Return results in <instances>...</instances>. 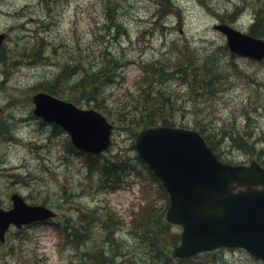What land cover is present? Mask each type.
Returning a JSON list of instances; mask_svg holds the SVG:
<instances>
[{"label": "rangeland", "instance_id": "rangeland-1", "mask_svg": "<svg viewBox=\"0 0 264 264\" xmlns=\"http://www.w3.org/2000/svg\"><path fill=\"white\" fill-rule=\"evenodd\" d=\"M35 1L0 0V32L6 35L0 49L24 47L25 43L30 44L40 38L43 42L50 41L49 45L43 46L49 54L48 61L16 68L7 62L11 65L9 71L0 65V117L9 113L5 110L7 106L17 114L19 120L31 118L35 121L34 126L25 124L20 127L17 132L20 138L16 141L8 142L5 131L0 132V206L8 208L11 205V192L17 191L31 203H45L54 208L57 216L49 223L10 229L6 240L0 242V264L73 263L77 248L63 240H60L62 245L58 243L54 223L70 217L71 224L78 226L86 217V209L90 208L107 210L119 221L120 229L111 226L104 233L116 230L118 244L112 241L105 243V249L111 253L109 256L120 246L124 251L122 255L114 257V264H182L175 258L167 260L160 242L151 244L152 240L142 238L151 234L134 236L128 231L132 218L140 211L144 195L150 192L145 177L139 176L138 171L131 167V174H121L114 188L103 187L98 173L87 169L83 155L68 147L67 133L41 122L33 115L30 97L36 90L27 95V86L51 77L61 63L72 58H81L84 64L96 68L105 59L119 56L124 63L119 67V75L113 83L102 88V97L112 112L105 114L114 124L112 145L103 152V159H113L123 154L121 160L135 166L139 163L133 148L134 137L120 125L116 111L127 103L126 89L134 86V80L140 74L137 62L157 57L161 50H171L172 43L179 46L185 44L187 52L197 55L196 67L213 66V60L218 58L220 75L216 81L223 82L224 87L214 93L213 99L209 97L203 101L200 91L190 88L188 91L187 87L180 86L182 79L160 80L158 87L174 95L171 100L182 97L177 103L179 107L174 109L169 119L178 126L203 127L201 130L205 133H210L218 141L222 140L217 143V148L224 161L248 163L252 158L264 160V61L254 62L231 54L224 35L213 27L214 23L227 22L246 32L255 16L254 11L262 9L264 13V0H175L182 8V18L168 19L166 27L153 23L149 26L147 23L154 17L159 0H121L119 4L123 12L115 13L121 16L127 33L122 34L123 29H114L116 37L106 27L110 19H107L102 7L104 0H44L52 10L62 13L49 28L38 27L36 21L43 18L44 12L40 9L43 4L39 1L33 4ZM28 4L32 5L27 7ZM22 11L26 19L9 16ZM239 12L240 15L236 16ZM29 19L33 21L27 22ZM260 22L264 27V19ZM224 67H228L230 75ZM189 92L193 94L192 97L198 98L191 99ZM250 94L256 95L254 103L249 102ZM82 104L90 105L85 101ZM193 105L200 108L197 116ZM164 108L171 110L173 106L167 103ZM231 129L239 130L246 140L250 138L255 143V150L246 153L223 139V135ZM10 173L19 174L20 177L11 178ZM67 193L71 200L65 201ZM95 214L90 215L92 221H95ZM170 230L176 233L181 227L172 224ZM88 235L90 237L82 238L84 242L96 241L93 232ZM86 246L82 243L78 247L82 249ZM192 263L262 264L240 248H220L200 253L193 257Z\"/></svg>", "mask_w": 264, "mask_h": 264}, {"label": "water", "instance_id": "water-1", "mask_svg": "<svg viewBox=\"0 0 264 264\" xmlns=\"http://www.w3.org/2000/svg\"><path fill=\"white\" fill-rule=\"evenodd\" d=\"M226 34L231 51L264 57V39L228 24H216ZM4 33L0 34V39ZM33 112L47 122L62 126L72 143L87 152L100 153L109 147L113 125L99 111L77 106L47 92L32 96ZM138 155L166 187L170 205L166 217L182 224L177 256H186L218 245L244 246L264 259V168L232 165L217 159L196 130L154 126L135 135ZM244 190L234 192L237 186ZM12 206L0 207V239L11 224L20 227L53 216L51 208L29 204L22 196H11Z\"/></svg>", "mask_w": 264, "mask_h": 264}, {"label": "trees", "instance_id": "trees-1", "mask_svg": "<svg viewBox=\"0 0 264 264\" xmlns=\"http://www.w3.org/2000/svg\"><path fill=\"white\" fill-rule=\"evenodd\" d=\"M159 5L161 6V3ZM169 11L179 15L181 13V7L174 1L173 5L169 8ZM259 17H264L262 9H257L255 18L249 26V33L257 36H264V27L261 26L262 22H260ZM25 47H30L32 52L27 51ZM175 48L176 51L173 52V55L171 54L166 57L162 56L149 61L137 62L140 74L135 78L134 86L130 89H126V95H128L127 103L122 106L121 109L116 111L118 114L116 116L117 120L123 128L131 132V136L140 128L156 125L159 122H161V124H169L172 122L171 120H168V116L172 114L176 108L173 107L171 110L164 108L165 104L171 100L172 96L161 89V87H158L160 80L176 78L188 81V84L196 89L195 91H200L199 94L204 99L209 97L213 99L214 93L221 90L223 82L216 81L220 75V62L218 58L213 60V66L201 67V65L200 67H195L197 70L200 69V75L196 74V76H194V67L188 64L194 59V54H192V52H187V47L185 45H176ZM33 49L35 50L33 51ZM43 52L44 47L42 41L37 42V44L35 43L28 46L24 45V47L21 46L14 49L2 48L0 49V65L4 67L5 71H9L11 65H8L7 62L13 64L12 66L23 63L42 62L47 60L46 57L43 56ZM34 55H39L40 59L34 60ZM104 57L106 58V56ZM113 59L114 58L105 59L104 62L109 63ZM77 61L78 62H76L73 58L72 61H65L64 63H61L60 67L51 75V77L40 80L36 84L28 87V95H31L33 90H44L61 98L71 100L76 104H81L85 101L99 110L102 109L106 114L112 113L110 108H107L105 104L106 99L102 97L103 86L107 85L106 83L111 82L107 81V79L103 77L100 72H98V68L101 65L94 68L92 65H83L84 62L81 59ZM123 65L124 63L121 61L119 63V67ZM179 72H181V74ZM72 75L77 76L74 78ZM202 84L205 85L201 87ZM99 99L104 102V104ZM201 129L204 128L201 127ZM205 135L213 147H217V143L222 141H218V139L212 137L210 133H206ZM224 135H226V139L231 143V145H234L237 148L244 149V151L248 153H252L255 150V143L250 141V138L248 137L247 140L244 139V134L237 129H231ZM66 143L68 147L72 146L69 138ZM75 151L78 154L83 155V159L85 160L86 167L89 171H91V166L97 164L95 161L104 160L100 156L101 154H88L79 149H75ZM262 151L263 150H259V152ZM123 156V154H120L116 155L113 159H107L108 169L111 168L114 169L113 171H116L119 163L122 162L121 158ZM143 174L153 183V189L157 190V192L163 196L165 201L157 202L154 197L148 195L141 206V219L137 220L133 224V232L136 233L137 236H148V234H151L147 238H142L149 241L152 240L151 244H159L160 242L165 249L166 259L170 260V250L168 247L170 243L174 244L178 240L179 236L178 234L170 232L168 224L163 220L164 210L167 204V196L161 184L152 176L150 172H148V175L145 173ZM101 176L102 175L100 174L101 184L102 186H106L105 183H103L106 182V179ZM98 218L103 220V218L98 217V214H95L94 220L96 221ZM114 220L116 221L117 219L114 218ZM103 221L107 224V230H109L110 225H113L111 224L110 219ZM86 223L87 219L84 218L81 220L80 226L85 225ZM112 223L114 222L112 221ZM65 225H60L59 223L55 224V228L59 232L58 243L62 245V241L60 240H63L66 244L76 246L77 249L74 250L76 252L74 264L108 263L107 258L112 256H109L111 253L105 249V243L107 241H112L114 244H118L115 237L116 230H110L109 234H104V231L100 236L101 238L96 239L95 242L87 243L84 242L82 238L89 236L87 234L88 228H84L87 235L82 236L81 233L76 235L75 231L72 234V229L75 225ZM153 235L154 238H152ZM82 243L87 246L79 249Z\"/></svg>", "mask_w": 264, "mask_h": 264}, {"label": "bare ground", "instance_id": "bare-ground-1", "mask_svg": "<svg viewBox=\"0 0 264 264\" xmlns=\"http://www.w3.org/2000/svg\"><path fill=\"white\" fill-rule=\"evenodd\" d=\"M40 2L41 4H43V6H41L40 7V9L44 12V16H43V18H40L39 20H37L36 22H37V24H38V27L39 28H49L51 25H54L56 22H57V19H58V17L62 14L61 12H55L54 10H52L51 8H50V6H48V4L44 1V0H36L35 2H33V4H37V2ZM174 1L175 0H159V3H158V6L156 7V9L154 10V12H155V15H154V17H151L150 18V20H147L148 22V24H149V26H150V24L151 23H153V24H156V25H158V26H161V27H166L167 25H168V19H177V20H181V13L178 15V14H176V13H174V12H170L169 11V8L173 5V3H174ZM121 2V0H104V3H103V9H104V13H105V15H106V17H107V19L109 18L110 19V21H108L107 22V26L106 27H109L108 28V31H112L111 33H113L114 34V32H113V30L114 29H123V33L122 34H126L127 32H126V28H125V24H124V22H122L121 21V16H117V14L115 13V12H117L118 14H121V12H123V10H121V7H120V3ZM161 3V6L159 5ZM30 5H32V4H28V6L27 7H29ZM160 6V7H159ZM241 8V7H240ZM157 12H158V14H157ZM257 12V9H256V11H254V13H256ZM10 17H26V15L24 14V12L22 11V12H14V13H12V14H10L9 15ZM30 17H32V15H30ZM173 17V18H172ZM254 18H255V16L253 15V18H252V20H254ZM260 19L259 20H263L264 19V17H259ZM26 19V18H25ZM28 19V18H27ZM30 21H33L32 19H29V20H27V22H30ZM24 23L22 22L21 23V25H23ZM155 30V29H154ZM157 31V30H156ZM1 33V32H0ZM6 36V35H5ZM5 36L2 38V39H0V45L3 43V41H4V39H5ZM114 36L116 37V35L114 34ZM41 39V40H40ZM39 39V41H42V38H40ZM38 40L37 41H34V42H32V43H25V45H31V44H34V43H37V42H39ZM43 42V41H42ZM50 44V41H49V43H47V42H43V46H47V45H49ZM185 45V44H184ZM172 49L170 50V49H167L166 51H164V50H161V54L159 55V56H157V57H154V58H151L150 60H152V59H157V58H159V57H162V56H164V57H166V56H170L171 54L173 55V52H175L176 51V48H175V46H176V43H172ZM186 46V45H185ZM27 51H30V52H32L30 49H27V48H25ZM34 51V50H33ZM230 52V51H229ZM34 53V52H33ZM43 56H45L46 57V59L47 60H45V61H48L49 60V58H48V55L49 54H47V51H44L43 53ZM34 60H38V59H40V57L38 56V55H34V58H33ZM79 59H81V58H79ZM78 58L76 59V58H74V60H76V62H78L77 60H79ZM73 60V58L71 59V60H69V61H72ZM196 60H197V55H196V53H195V55H194V59L191 61V62H189L188 64L189 65H191V66H193L194 68H193V72H194V76H196V74L198 75H200V69L199 70H197V69H195V62H196ZM45 61H42V62H38V63H43V62H45ZM142 61H146V60H142ZM142 61H139V62H142ZM147 61H149V60H147ZM121 62V59H120V57L119 56H115L114 55V59L113 60H111L109 63H106V62H102V64H101V66L98 68L99 69V71L98 72H100L102 75H103V77H105L106 79H107V81H109V82H114L115 81V79L117 78V76L119 75V72H118V70H119V63ZM36 62H32V63H23V64H20V65H14V68H16V67H18V66H22V65H28V64H35ZM56 64V63H55ZM193 64V65H192ZM61 65V64H60ZM83 65H86V64H84L83 63ZM60 66H58L57 67V69L59 68ZM199 71V72H198ZM73 72V71H72ZM13 76V75H12ZM74 78H75V76H77V75H72ZM10 80V79H9ZM9 80H7V82L9 81ZM106 84H109V83H106ZM30 86H32V85H29V86H27V95H28V90H29V88L28 87H30ZM180 86H184V87H187L188 88V91H189V88L190 89H192V90H196V89H194L193 88V86H190L189 84H188V81H183L182 83H181V85ZM224 87V84L222 85V87H221V90H223L222 88ZM161 89H163L164 91H166L164 88H161ZM220 90V91H221ZM167 92V91H166ZM168 94H170L172 97L174 96V95H172L170 92H167ZM190 93V92H189ZM33 94V93H32ZM32 96V95H31ZM193 96V94L192 93H190V97H191V99L192 98H198V96H194V97H192ZM182 98V97H181ZM181 98H177V99H173V100H170L168 103H171V105L174 107V108H178L179 107V105L177 104L178 103V101H180V99ZM203 98V97H202ZM100 100V99H99ZM196 100V99H195ZM101 101V100H100ZM203 101H205V99L203 98ZM102 102V101H101ZM103 104H104V102H102ZM106 104V103H105ZM7 105H9L8 103H7ZM198 105V104H197ZM90 106H92V105H90ZM107 106V105H106ZM194 106V105H193ZM199 106V105H198ZM198 106L196 107V106H194V112H195V115L197 116V114L199 113V111H200V108H198ZM93 107V106H92ZM95 108V107H94ZM108 108V107H107ZM97 109V108H96ZM5 110L6 111H9V113L7 114V116H1L0 117V132H3V131H5V135L6 136H8L9 137V141L8 142H11L12 140L13 141H16L17 139H19L20 138V136L17 134V132L20 130V127H22V126H25V124H26V126H28V125H30L31 124V126H34L33 125V123L35 122V121H33V120H31V118H25V119H23V120H19L18 118H17V114H15V113H13L12 111H10L9 110V107H5ZM98 111H100L101 113H103V114H105V112L102 110V109H97ZM170 115H172V114H170ZM169 115V116H170ZM169 116H168V118H169ZM8 119H11L9 122H6V120H8ZM168 120H170V119H168ZM23 121H26L25 123H23ZM159 123H161V122H159ZM145 128V127H144ZM141 129H143V128H140V129H138L137 131H139V130H141ZM126 131H128L127 129H125ZM102 158L103 157H105V155L103 154V152L101 153V155H100ZM1 160V159H0ZM110 161V160H109ZM122 161V160H121ZM97 164L96 165H93V166H91V171H93V172H97L98 173V175H99V177H100V174L106 179V182H103V183H105V185L106 186H103V187H106V188H110V189H112V188H114L115 187V185H118V180H120V178H121V174H124V175H127V174H131V171H132V168L134 169V171H136V169H135V166L134 165H132V164H128V163H126V162H124V161H122V162H120L119 163V165H118V167H117V169H116V171H113L114 169H108V167H107V160H101V161H95ZM0 163H1V161H0ZM125 163V164H124ZM132 167V168H131ZM16 173H18V172H16ZM9 176L11 177V178H13V177H15V179H18L19 177H20V175L19 174H14V173H10L9 174ZM101 176V177H102ZM18 177V178H17ZM14 181V180H13ZM100 183H101V178H100ZM14 193H16V194H18V195H20V196H22V197H24V198H26L25 196H23L21 193H19V192H17V191H13V192H11V194H10V200H11V196H12V194H14ZM67 195H69V198L67 197ZM67 195L66 196H64V199H65V201H67V200H71V196H70V194H68L67 193ZM63 198V197H62ZM1 207V206H0ZM85 207V206H84ZM2 208H4V207H2ZM88 210V211H87ZM92 213H96V214H98V217H100V218H103V220H109L110 219V222H111V224H113V225H110V227L112 226V227H116L117 229H120V226H119V221L118 220H114V218L112 217V215L110 214V212H109V214L107 213V210H104V209H98V208H90V209H86V219H87V223L85 224V225H82V226H80V225H78V226H74L73 227V229H72V234H73V232L75 231V233H76V235L77 234H79V233H81L82 234V236L84 235H87V234H89V233H91V232H93V235H94V237L96 238V239H99V235L101 236L102 234H101V232H104L105 231V229H107L108 228V226H107V224H105L104 223V221L102 220V219H97L96 221H92L91 219H89V217H90V215L92 214ZM141 217H142V214L141 213H138L137 215H135L133 218H132V220H131V222H130V226H128V231L130 232V233H132L134 236H137L136 235V233H134L133 232V229H134V226H133V224H134V222H136L137 220H139V219H141ZM70 217H67V218H65L64 220H58V223L60 224V225H65V226H68V225H74V224H71V219H69ZM112 221L114 222V223H112ZM91 227H92V229H91ZM84 228H88L87 230H88V233L86 234V231H84ZM127 246V245H126ZM121 247L122 246H120L119 248H117V249H115V250H113L112 251V256H118V255H122L123 253H124V251L121 249ZM115 253V254H114ZM105 264V263H104ZM107 264H111V260H108V263Z\"/></svg>", "mask_w": 264, "mask_h": 264}]
</instances>
